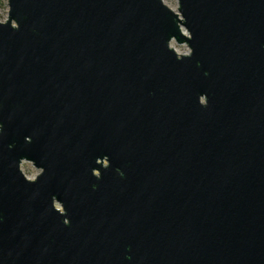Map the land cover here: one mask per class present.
I'll list each match as a JSON object with an SVG mask.
<instances>
[{"label":"water","instance_id":"water-1","mask_svg":"<svg viewBox=\"0 0 264 264\" xmlns=\"http://www.w3.org/2000/svg\"><path fill=\"white\" fill-rule=\"evenodd\" d=\"M176 1L6 0L0 264H264V0Z\"/></svg>","mask_w":264,"mask_h":264},{"label":"rangeland","instance_id":"rangeland-1","mask_svg":"<svg viewBox=\"0 0 264 264\" xmlns=\"http://www.w3.org/2000/svg\"><path fill=\"white\" fill-rule=\"evenodd\" d=\"M172 11L176 12L178 8V1L176 0H162ZM7 2L6 0H0V22H5L8 14ZM170 46L174 49L176 54L187 55L189 49L185 45H179L173 41L170 43ZM21 171L25 177L28 179H35L39 173L38 169H35L33 164L29 162H24L21 164Z\"/></svg>","mask_w":264,"mask_h":264}]
</instances>
